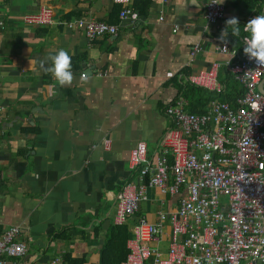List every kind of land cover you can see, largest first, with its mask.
I'll list each match as a JSON object with an SVG mask.
<instances>
[{
	"label": "crops",
	"instance_id": "obj_1",
	"mask_svg": "<svg viewBox=\"0 0 264 264\" xmlns=\"http://www.w3.org/2000/svg\"><path fill=\"white\" fill-rule=\"evenodd\" d=\"M209 1L132 0L128 8L138 18L123 22V6L114 0H0V236L18 228L27 251L12 264L58 257L100 264L117 226V196L126 184L139 183L130 152L145 143L149 157L155 155L173 127L166 109L180 99L195 114L221 101L217 95L233 78L219 53L225 21L238 18L241 34L229 35L227 45L241 53L249 35L244 25L264 15V0H224L223 19L208 25ZM43 8L51 9L53 25L24 23L26 14ZM93 23L114 25L118 35L89 40ZM60 49L72 59L71 86L56 85L44 70L50 60L41 66ZM214 65L220 92L189 84L190 75ZM176 208L177 199L149 188L124 224L127 249L139 217L155 224L161 212Z\"/></svg>",
	"mask_w": 264,
	"mask_h": 264
},
{
	"label": "built area",
	"instance_id": "obj_2",
	"mask_svg": "<svg viewBox=\"0 0 264 264\" xmlns=\"http://www.w3.org/2000/svg\"><path fill=\"white\" fill-rule=\"evenodd\" d=\"M131 1L114 0L123 6V22L138 18L128 8ZM223 12L210 0L206 23L216 25ZM24 23L53 25V13L49 8L30 12ZM105 35L117 36L118 28L107 23L88 26L89 40ZM226 47L219 48L226 57L225 71L243 87V96L234 103L212 101L202 114L185 111L180 99L166 109L173 127L155 155L149 157L145 143L130 152L129 167L138 172L139 183L126 184L118 194L115 224H125L139 211L149 188L177 199V208L161 212L155 224L139 217L120 264H264V68H257L244 52ZM197 53L198 47L192 61ZM216 67L190 75L189 84L220 92ZM19 235L18 228H10L0 236V264H12L11 258L26 254ZM47 264L66 263L58 257Z\"/></svg>",
	"mask_w": 264,
	"mask_h": 264
},
{
	"label": "clouds",
	"instance_id": "obj_3",
	"mask_svg": "<svg viewBox=\"0 0 264 264\" xmlns=\"http://www.w3.org/2000/svg\"><path fill=\"white\" fill-rule=\"evenodd\" d=\"M224 0H212V4H223ZM226 27L221 31L218 39L225 45L227 49L229 43V35L238 37L241 34V26L238 18L230 17L225 21ZM230 28V31H229ZM243 31L249 35L244 38L245 47L244 54L250 61H254L257 68H264V15H257L250 19L244 25ZM51 61V65L44 67L47 61ZM41 66L53 76L56 85L59 87L71 86L74 80L72 72V59L67 50L60 49L55 55L48 57L41 62ZM82 82L86 83L87 78L82 77Z\"/></svg>",
	"mask_w": 264,
	"mask_h": 264
},
{
	"label": "trees",
	"instance_id": "obj_4",
	"mask_svg": "<svg viewBox=\"0 0 264 264\" xmlns=\"http://www.w3.org/2000/svg\"><path fill=\"white\" fill-rule=\"evenodd\" d=\"M228 83L225 86V91L217 95L221 101L234 103L235 99L242 97L244 89L237 81L233 78L226 80ZM191 85V84H190ZM193 86V85H191ZM228 86H231L229 89ZM195 87V86H194ZM199 88V87H195ZM133 217V216H131ZM129 228L127 225L116 226L110 233L111 237L107 245L101 252L100 264H120L124 261L129 253L126 247L128 240ZM124 237L122 240L121 238ZM77 264V263H76ZM78 264H85L83 260L78 259Z\"/></svg>",
	"mask_w": 264,
	"mask_h": 264
},
{
	"label": "water",
	"instance_id": "obj_5",
	"mask_svg": "<svg viewBox=\"0 0 264 264\" xmlns=\"http://www.w3.org/2000/svg\"><path fill=\"white\" fill-rule=\"evenodd\" d=\"M260 90H263L262 85L260 86ZM263 92H264V90H263Z\"/></svg>",
	"mask_w": 264,
	"mask_h": 264
}]
</instances>
